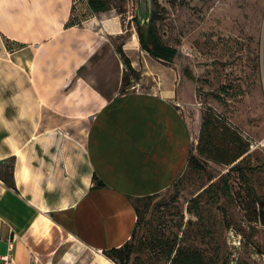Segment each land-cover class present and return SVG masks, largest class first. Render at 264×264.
<instances>
[{
  "label": "crops",
  "instance_id": "0c3cea01",
  "mask_svg": "<svg viewBox=\"0 0 264 264\" xmlns=\"http://www.w3.org/2000/svg\"><path fill=\"white\" fill-rule=\"evenodd\" d=\"M71 9L0 0V175L11 161L14 184L0 179V255L10 241L13 264H114L103 251L131 239L137 200L168 190L190 152L173 93H120L107 35Z\"/></svg>",
  "mask_w": 264,
  "mask_h": 264
},
{
  "label": "rangeland",
  "instance_id": "374dc122",
  "mask_svg": "<svg viewBox=\"0 0 264 264\" xmlns=\"http://www.w3.org/2000/svg\"><path fill=\"white\" fill-rule=\"evenodd\" d=\"M138 5L107 0L105 11L92 12L84 22L107 35L103 57L114 74H128L131 86L119 87L120 93L153 88L173 93L192 158L174 186L136 203L138 222L126 264H169L175 247L200 251L210 264H264V226L256 222L264 206V0H155L157 36L176 50L171 64L140 50ZM113 53L114 61L108 60ZM208 110L248 143L242 172L198 152Z\"/></svg>",
  "mask_w": 264,
  "mask_h": 264
},
{
  "label": "trees",
  "instance_id": "16d2710c",
  "mask_svg": "<svg viewBox=\"0 0 264 264\" xmlns=\"http://www.w3.org/2000/svg\"><path fill=\"white\" fill-rule=\"evenodd\" d=\"M153 2H155V0H151V4ZM106 9L107 0H72V9L69 21L73 25H81L84 21H86V19H88V17L92 15V12H102ZM157 19L158 13L152 9L149 22L146 27L142 29L137 24V42L140 50L147 54L150 58L161 61L165 64H171L176 56V50L172 47L164 45L160 41L155 29V22ZM135 21L137 22V18H135ZM116 53L120 56L126 69L132 71L130 62L125 57L122 50L118 48L116 49ZM128 79V74L124 72L121 77V88L125 86H131ZM197 150L201 155L205 156L207 159H210L216 164L229 167V170L231 171L242 172L240 164L243 161V156L249 150V145L244 141L237 130L230 127L226 121L220 119L218 116L214 115V113H211V111L208 110L205 111L204 117H202ZM191 158L192 157L189 152L186 166L188 165ZM195 163L198 164L197 159L195 160ZM7 164L8 166L3 169V174L0 175V179L7 187L14 188L12 180V162L7 161ZM181 174L175 179L171 187L174 186V184L178 181ZM95 185L102 184L99 181H95ZM156 195L148 196L142 199H150ZM140 200H137V202ZM136 205L137 204H135V212L137 216L139 214V210ZM137 222L138 221L136 220L135 228L131 238L135 234ZM256 222H258L261 226H264V206L259 209ZM4 228L5 225L2 223L0 226L1 233H4ZM251 236H253V234H251L250 237ZM128 242H126L120 248H112L107 251H103V255L114 264H126L131 253V248H129ZM171 253L172 252H170L167 257L169 264H210L205 260L200 251H188L181 247H175L173 249L172 255Z\"/></svg>",
  "mask_w": 264,
  "mask_h": 264
},
{
  "label": "water",
  "instance_id": "95a60500",
  "mask_svg": "<svg viewBox=\"0 0 264 264\" xmlns=\"http://www.w3.org/2000/svg\"><path fill=\"white\" fill-rule=\"evenodd\" d=\"M137 24L143 29L149 22L151 15V0H138Z\"/></svg>",
  "mask_w": 264,
  "mask_h": 264
},
{
  "label": "built area",
  "instance_id": "2783aa9c",
  "mask_svg": "<svg viewBox=\"0 0 264 264\" xmlns=\"http://www.w3.org/2000/svg\"><path fill=\"white\" fill-rule=\"evenodd\" d=\"M11 251H12V244L10 241H8L6 253L4 255H0V264H13Z\"/></svg>",
  "mask_w": 264,
  "mask_h": 264
}]
</instances>
